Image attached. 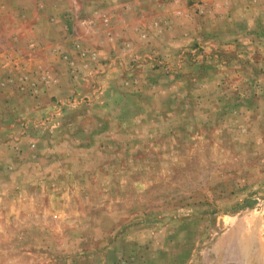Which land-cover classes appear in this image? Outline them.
I'll list each match as a JSON object with an SVG mask.
<instances>
[{
    "label": "rangeland",
    "instance_id": "rangeland-1",
    "mask_svg": "<svg viewBox=\"0 0 264 264\" xmlns=\"http://www.w3.org/2000/svg\"><path fill=\"white\" fill-rule=\"evenodd\" d=\"M0 264H264V0H0Z\"/></svg>",
    "mask_w": 264,
    "mask_h": 264
}]
</instances>
